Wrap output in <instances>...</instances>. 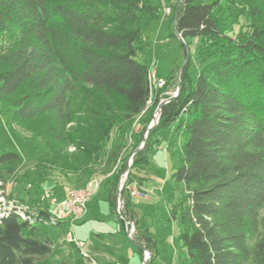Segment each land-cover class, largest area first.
Listing matches in <instances>:
<instances>
[{
	"label": "trees",
	"instance_id": "obj_1",
	"mask_svg": "<svg viewBox=\"0 0 264 264\" xmlns=\"http://www.w3.org/2000/svg\"><path fill=\"white\" fill-rule=\"evenodd\" d=\"M173 8L169 37L181 35L185 58L194 45L203 66L192 78L189 60L155 88L144 33L161 15L153 0H0V104L45 148L42 176L107 179L126 232V220L138 226L131 208L126 217L115 211L118 180L135 151L129 143L143 140L180 71V94L161 107L149 140L169 131L179 143L170 221L185 262L264 264V0H177ZM79 85L90 92L75 111ZM155 141L134 169L150 164ZM25 163L17 153L0 155V197ZM61 224L52 209L0 202V264H41L54 251L42 226ZM140 233L143 256L142 247L152 251L157 241Z\"/></svg>",
	"mask_w": 264,
	"mask_h": 264
},
{
	"label": "rangeland",
	"instance_id": "obj_2",
	"mask_svg": "<svg viewBox=\"0 0 264 264\" xmlns=\"http://www.w3.org/2000/svg\"><path fill=\"white\" fill-rule=\"evenodd\" d=\"M203 3H213L218 0H200ZM156 5L157 0H153ZM221 14V13H220ZM158 20L150 21L144 29V33L149 44L150 50L155 51V60L153 63L148 62L152 70H156L158 77L168 79L173 70L182 68L186 64V58L181 46V40L177 37H169L170 41L165 44H160L156 50V42L159 32L161 36L174 34V25ZM161 26V30H160ZM168 33V34H167ZM148 47V48H149ZM190 65L189 75L195 78L203 62L198 59L196 47L192 45L189 50ZM155 67V68H154ZM157 77V78H158ZM180 71L177 72V81L172 82L166 87L165 98L173 97L179 88ZM166 86V84H165ZM164 86V87H165ZM89 88L79 85L71 98V107L73 110H80L86 103L89 97ZM158 113L153 114L147 132L140 143H134L131 140L129 143V151L134 147V152L127 158V166L125 171L120 175L117 187V204L116 213L120 216H125L126 210L131 208L134 214V222H138V226L134 225L133 242L137 241L141 235L140 231H149L152 236V243L157 241L159 259L156 258V248L152 251L144 250V260L149 258L146 264H183L180 258L185 257L180 249L178 241L179 227L173 221H170V206L175 202L176 192L174 191L173 183L171 182V173L175 166L174 154L177 152L178 142L174 143L170 137V132L158 134V145L154 148L155 152L151 156L150 164L134 169V161L138 154H147L149 147L154 145V140H149V131L153 130L158 124ZM154 125V126H153ZM141 123L135 125V134L141 131ZM152 129L150 130V128ZM73 151V149H71ZM6 152L17 153L25 160V166L20 172L17 180L7 186L6 195L0 197L1 203H12L29 211L51 210L56 213L60 212L61 203L65 201L71 194L80 188L84 187L88 182L93 180L102 181L103 190L108 188L107 179H84L76 176H64L57 171L50 172L49 177L42 176V169H39L37 161L43 157L46 152L36 139L30 134L23 132L11 124V113L3 108L0 104V155ZM126 188L127 195L125 199L120 201V192ZM133 192L145 193V197H134ZM121 193V196H122ZM101 190L92 198L89 204L90 220L84 221L75 228L76 239L86 241L87 235L95 231H113L115 221H108L111 217V205L108 201H103L99 198ZM119 199V200H118ZM131 202V204H130ZM138 212V214L135 212ZM120 211V214H119ZM59 214V213H57ZM121 216V217H122ZM106 218L107 221H101V218ZM126 217V216H125ZM108 218V219H107ZM99 219V220H98ZM61 226L49 227L42 226L44 232L55 241L54 251L52 255L42 261L41 264H71L78 257L77 253L72 252L74 259L63 261L62 252L64 246L69 244L67 234L69 230L67 220H59ZM126 220V225L129 223ZM118 224V223H116ZM115 224V225H116ZM116 228V227H115ZM140 230V231H139ZM128 248L135 250L132 241H128ZM90 256L89 252H87ZM137 258L140 259L137 251ZM83 257V256H82ZM93 257V256H92ZM84 259V257H83ZM127 264H133L132 256L126 257ZM85 261V260H84ZM143 264V263H142Z\"/></svg>",
	"mask_w": 264,
	"mask_h": 264
},
{
	"label": "crops",
	"instance_id": "obj_3",
	"mask_svg": "<svg viewBox=\"0 0 264 264\" xmlns=\"http://www.w3.org/2000/svg\"><path fill=\"white\" fill-rule=\"evenodd\" d=\"M172 1L173 0H157L158 3L156 5L159 6L161 8V11H162L164 8H166L168 6H172L173 5ZM171 18L172 17L164 19L162 17V15H160V17L156 20L163 22L162 25H164V23H166V22L168 24H170ZM160 30H161V26H160ZM161 35H162V33L159 32L157 42H156L157 43L156 44V50L160 44L163 45V44L170 41L169 40L170 35H164L163 37H159ZM154 52L155 51H153V53H152V51L150 50V47L147 48V50H146L147 58H148V61L150 63H153L152 61L155 60ZM156 75L158 77L157 72H156ZM158 78L166 80L164 77H158ZM100 190H101V195H99V198L103 199V201H106L108 199L107 189L103 190V185H102ZM89 204H88L87 214L81 220H79L77 222L76 226L80 225L84 221L90 220ZM135 212L138 214V212L136 210H135ZM100 220L101 221H107L106 218H104V217L101 218ZM108 221H115L116 223H118V224L115 223L116 225L114 224V226L116 228L113 227L114 228L113 231L90 232V234L87 235L88 237L86 238V241H82V240L77 239L79 242H82L84 244L83 250L92 254V256L96 260L97 264H127V260H126L127 256H132L133 264L144 263V255L142 256L139 253V250H138L136 243L133 242V239L131 240L128 237L127 230H126V232L124 230H122V226H121L119 220L117 219V217L113 214L112 209H111V217H109ZM76 226H75V228H76ZM75 236H76V231H75ZM128 241L129 242L132 241V244H133L135 250H130V248H128V245H127ZM156 250H157L156 251L157 255H156V258L154 259V262L157 259H159V253H158L157 247H156ZM137 251L139 253L140 259L137 258L138 257ZM141 251L144 254V250L141 249ZM72 252L77 253L78 257L76 258L77 260L71 264H85V261L81 255V249L78 248L74 243H69L68 245L66 244L64 246V250L62 252V254H64L62 256L64 262H66L67 260H70V259H74L75 256H73ZM180 262H183V264H188L185 262V257L182 258V260L180 258ZM151 264H153V262Z\"/></svg>",
	"mask_w": 264,
	"mask_h": 264
},
{
	"label": "built area",
	"instance_id": "obj_4",
	"mask_svg": "<svg viewBox=\"0 0 264 264\" xmlns=\"http://www.w3.org/2000/svg\"><path fill=\"white\" fill-rule=\"evenodd\" d=\"M173 5L164 8L161 11L162 17L170 18L173 16L174 13V5L176 4L177 0H173ZM181 36V35H180ZM182 39V37H181ZM183 40V39H182ZM150 83L151 86L155 88H163L166 84V81L163 79H159L156 76V70H151L150 75ZM159 115V114H158ZM102 181L93 180L88 182L84 187L80 188L79 190L75 191L71 194L65 201L61 203V210L60 212L56 210L55 213V220L59 222V220H67L68 221V234H67V241L70 243H74L78 248L81 249V255L84 257L85 264H97L96 260L90 256L86 251L83 250L84 244L79 242L75 236V226L79 220H81L88 211V204L92 200V198L98 193L99 189L101 188ZM134 197H145V193H138L133 192ZM121 201H119L120 204ZM14 206L12 203L6 204L3 203V206ZM59 213V214H57ZM120 214V211H119ZM135 230L133 223H127V234L128 237L132 240L134 236Z\"/></svg>",
	"mask_w": 264,
	"mask_h": 264
},
{
	"label": "water",
	"instance_id": "obj_5",
	"mask_svg": "<svg viewBox=\"0 0 264 264\" xmlns=\"http://www.w3.org/2000/svg\"><path fill=\"white\" fill-rule=\"evenodd\" d=\"M177 37H178V38L184 43V40L181 39V36H180V35H177ZM187 50H188V49H187ZM189 59H190V54H189V52H188V54H187V58H186V63H187V61H189ZM185 65H186V64H185ZM185 65H184V66H185ZM184 66L181 68V71L183 70ZM179 82H180V80H179ZM179 94H180V88H178L177 93H176L173 97H171V98H169V99H167V100H164V101H162V102L160 103V106H159V108L157 109L156 113L159 114L161 107L164 106L165 104L169 103L171 100L177 98V97L179 96ZM159 118H160V114H159ZM158 123H159V119H158V121H156V124H158ZM153 126H154V125H153ZM151 129H152V127L150 128V130H151ZM121 193H122V191L120 192V198H119L120 201H121ZM148 260H149V258H146V259L144 260V263H143V264H146V263L148 262Z\"/></svg>",
	"mask_w": 264,
	"mask_h": 264
}]
</instances>
